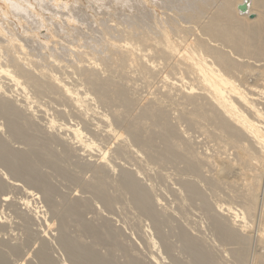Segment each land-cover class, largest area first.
Segmentation results:
<instances>
[{"label": "bare ground", "instance_id": "bare-ground-1", "mask_svg": "<svg viewBox=\"0 0 264 264\" xmlns=\"http://www.w3.org/2000/svg\"><path fill=\"white\" fill-rule=\"evenodd\" d=\"M126 1L129 3L130 0ZM185 1H187L188 3L190 0ZM185 1L182 0L181 3ZM196 1L195 3H188L190 6L192 3V8L188 6L189 10H186L184 6L181 8L182 10H185H183L185 13L183 12V15L182 12L181 14L178 13V16L182 15L181 17L179 16L180 21L177 18L179 22H175V14H170L167 11L169 15H174L172 17H168V14L165 12V10L161 11L162 13H166V16H158L157 13H155L154 15H150L151 17L149 16V18L145 16V18L147 17V19H140L141 21L136 19L133 14L132 16H128L129 14L124 15V13L123 21H116L107 18L108 20L106 19L104 21L97 19L98 21L95 22L96 18L94 19L92 17L94 25L102 21L101 24H97V26H101L99 29L100 31L97 34L98 36L96 35V33H92L94 36H92V34L89 36L87 34V31V33L85 32V35L87 34V37L89 36V38H87L88 40H84V32L82 31V40L80 39L82 35H80L81 31L79 30V37H76V39L74 35L75 39H71L72 43L69 42L71 41L69 40L71 37V34L69 32L73 29L69 31L70 28H67L66 30L64 27L62 28L63 24L61 27L58 26V28H60L58 31L50 26L34 34H28V27H26V30L23 31L24 34L21 36L22 39H38L40 43V52H34L28 50L27 47L20 40H18V37H16V34L14 32V28L11 27V25H13V22L16 21V23H24V20H26L29 23L36 22L37 24L41 25V23L44 24V22L37 19L34 14H38L37 16L39 18H45L44 14L49 13H56L57 15V13L62 12L65 15L64 11H53L50 8L62 4L63 7L66 8V10H71L76 6L78 7V3L67 4L66 2H62L61 0H0V120H2V122L0 121V206H4L3 209L6 206L7 209L10 208L12 211L14 210L13 212H9V214L15 213L13 214L14 216L16 215L14 220H16V218H20L22 222L19 223H24L22 224L24 227L27 226L26 224L29 221H32L31 223H33V220L37 219L34 220L35 223H37L36 221H38V218L40 220V217L37 216V214L40 215L38 208H42L40 211H44L50 216V218L47 219L46 214L44 215L46 216V220L43 221L46 231H52L51 228L53 227V225H56L54 224V222L57 223L56 230L53 229L54 233L57 232V235L55 234V236L57 237H51L53 235L52 233L48 231L46 232L45 230L43 231V229L39 228L40 231L42 230L40 234L37 233L39 235V238L36 234V239L38 238L39 245L37 248L35 247L37 245L34 246V248L37 249H35V253L31 249L32 253H34L33 258H35L38 263H36L35 259H32V262L35 261L36 264H64L62 262L59 263L55 257L54 259H52L54 255H50L51 252L48 250L47 242L48 240L50 241L51 239H54L52 240V242L56 240L55 242L59 247H56L55 249V242L53 243L54 245L52 244V246L49 244L48 245L51 246V248L54 247V250L60 249L61 251H59L61 252V254L64 253V257H66V259L68 260L67 262H69L70 264H143L144 261L140 260L143 263L139 261V254L136 255L139 259L135 256V254V257H132L133 255L131 256L129 254H133L135 252L131 251V253L128 254V252H130V247L129 249H126L127 246H123V244L125 243L123 242L122 244L120 236V234L122 235L123 233H118V228H116L120 225L116 226V229L114 228L116 231L113 230L112 224L115 223L111 222V218L113 216L115 218L117 214L113 215V213L116 212H113L112 207H114V202L116 200V202H119L118 199L121 200L120 198L123 199L125 196L122 197L123 195H120L121 197L117 199V196L114 197L110 195L109 189H111L112 191L110 192H113L114 194L120 191L121 193L119 194L124 193L128 197H130L128 198L126 196L128 202L131 200V203L129 202V207H131V205L133 204V210L132 207L130 209L132 211H138L136 215L138 216V218L142 214L145 219H148V221L146 220L148 223L151 222L150 224L152 225V230H150L149 233H151L152 231L153 232L151 233V236H148L152 237V234L154 233L156 236L155 239L159 241L163 251L158 254L160 250L158 248H160V245L157 246V244L155 243L158 241H154V239L152 240L153 237L149 238L146 233L145 235L148 239H145V235L144 237L142 235L144 239L141 238L140 242L146 240L145 245H148L147 248L151 249L150 247L153 248L155 244L158 247H154L156 250H158L157 253L155 249H151L153 252L155 250V253L150 250L152 253L150 252L149 255L146 254L147 256H149L148 264H160V256H166V254L167 256L169 254L171 255L169 256L170 261H179L180 258L178 257V259H176V255L174 257L172 256V254H176L180 246H178L179 248L177 247L178 249L176 250V246H174L172 243H168L171 242L169 239V241L166 240L165 236L168 234H166L167 231H164L163 226L166 222V219L164 217H161L164 216L165 213L162 211V209L159 210L160 208H162V203L167 197L164 192H162V194L164 193V196H162L161 191H165L167 189V192L172 193V189L173 192L176 191L174 190V185H167L168 187L170 186V188L173 187L172 189H170V191L168 190V188L163 190L160 188L158 191L159 195L161 194L160 198L158 195L156 198L155 192L153 193V191H156L157 189L155 190L154 188L150 190V192H152L150 193L147 189H145V187H147L146 181L145 187L141 186L144 184V182L141 181V185L139 184V182L141 178L144 179L146 177L144 176L143 170L147 167L146 164L149 167V164L151 163V167L153 164L155 165V163H158V168L156 169L160 168L161 170H163V168L165 169L164 164L167 166L171 164V168V166L173 167L174 164L180 163L181 165L183 164V167L179 166V164L178 166L180 168L175 166V169L183 168L181 169L182 171L179 170L181 171L180 173H183L178 183L182 189H177L176 192H178V195H176V192L172 193L176 195V200H180L176 201L175 196H172V198L174 197V202H176L174 204H177V202L179 205L181 204L179 203L182 199L180 195L182 191L180 190H183L184 195L182 193L181 194L183 195L184 199L185 197L187 198V201H199L200 205H202L203 207V211L201 212H205L206 216L209 218V221L207 220V222H211L212 224V228L216 236V240L215 238L214 240L216 242H218L219 240L221 242V246L223 245V247L226 245H233L231 246V248L235 246L233 249L229 247L232 251H228L227 247H218L219 243L215 244L216 242H214L213 247L209 248L210 245L212 246V241H209V243L207 244H210L209 246H207V248H209L210 250L209 251L206 249V247H203L202 243L203 241L207 242L209 239H203V241H199V237L198 239L192 237L191 235H194V229L191 235L188 233L187 229V231H184L177 228L178 231L174 233L173 230L176 229L175 225L174 229L172 230L173 234L170 233V236L172 234L175 240L176 238L180 240V244H182L181 248H183V250L180 248L179 251L182 250L183 253L187 252L186 254L184 253V255L186 256L189 254V258L186 257L188 260H191H189V264L190 262L191 264H220L224 259L222 257L227 258V260L224 259V262H222V264H226L229 258L232 259V257L233 259L231 261L234 260L236 264H264V0H202L201 2H199V0L198 3ZM166 2L167 1H165V3ZM169 2L171 4L173 0H169ZM178 2H180V0H178ZM35 3H37L38 6H35ZM174 4H176L175 0ZM183 4H185V7L187 6L186 2ZM212 4L216 7L212 8ZM242 4H247V10L245 13H242L237 9V7ZM87 5L85 6V8H88ZM95 5H97V3ZM180 6H182V4ZM209 6L211 7V10L209 9ZM37 7H43L49 10L38 12ZM170 7L174 8H171V13L174 12V10L176 11V13L178 12L174 6L170 5ZM103 8H105V6H103ZM165 8L167 9V7ZM169 9L170 8L168 7L167 10ZM29 10L34 11V13H30ZM111 10L112 8L108 9V11ZM250 15H253L252 19L249 18ZM67 16L68 15H66V17ZM9 17L13 20L5 22L4 19H8ZM57 18H59V16H57ZM72 18L74 17L72 16ZM181 18L189 23H186V25H190L193 28V25L196 24L199 27V29H197L198 27L195 25L196 29L194 28L193 30L190 28L192 31H194V38L191 34V30V33H189L190 31H188L189 34H186L187 26L186 29L185 27H183L185 25L184 23H181ZM66 21L69 20H65V24H67ZM55 22L59 23L61 21L57 20ZM72 22H74V20H72ZM180 23L181 25L183 24V26H181ZM80 27H83V25ZM87 27L89 26L87 25ZM63 29H65L64 33ZM196 30H200V33L199 31L195 32ZM94 32L96 31L94 30ZM196 33V36H198V34H202L203 37L206 36V38L208 39L202 38V36H200L195 40ZM182 34H185L186 36H190L191 34L192 38H186V36ZM189 38L194 40H189ZM66 62L67 64H65ZM160 64H162L163 67ZM159 66H161L162 68H164V66L165 68H169L170 76L168 75L169 73H167L166 76L164 74L162 77L160 75V70L162 68ZM132 75L136 76L138 80H140L139 82H141L142 80L141 84L139 83L140 86H142V83L148 85V83L150 82L149 86H147L148 89L150 88V84L158 83L157 80H159L160 83L162 82L160 86L162 87V90L160 89L161 92L157 89L159 87L158 86L156 88L157 90H155L157 93L154 94L153 92V95L157 96L148 97L151 98V100L148 99L149 102H147L146 98V101L144 102H147V104L143 103V106L139 105L140 108L136 110V113H134L135 109L139 107L138 104L140 103V101L138 103V100L142 101V97L140 96L141 99L136 96L132 97L137 93H135V91L137 90L134 91L133 86H135L138 91L139 89H141L138 88V83V86L134 85L138 80H136L135 82L131 80V78L134 77ZM250 78L258 81H251L252 83L255 82L257 84L248 83V79ZM155 80L157 82H154ZM132 82H134L133 84H131L133 85V88L131 87L133 90H130L129 83ZM259 82L261 84L258 85ZM132 93L134 95H132ZM158 93H160V95ZM138 94L136 95L138 96ZM45 99L50 100L46 101ZM52 100L55 102V106L57 105L56 109L58 111L61 109L60 111L62 112L60 113L56 109L55 110L57 112H55V110L52 109L55 107L53 106L52 108H50L53 110H51L53 114H51L52 119H50L51 116H46V112L50 110L47 109V107H50V105H54V102H52ZM44 101L46 102V104L50 105L46 107L44 103L42 104V102ZM49 101L51 102L49 103ZM57 103L60 104V107ZM167 103L170 104V106ZM173 103L177 104L175 108L178 109V113L175 111L176 109L174 108V105H172ZM93 104H96V106L100 107L99 109H102V111H98V107L96 108V106H94ZM171 105L174 108V111ZM178 105L180 109L178 108ZM261 105L263 106L262 108L260 107ZM44 106L46 107L47 111L45 110ZM165 106H167V108H170L165 109ZM61 107H67L69 113L67 112V109L65 111L64 109L62 110ZM103 109L104 111H107V115L106 112L105 114L103 113ZM171 109L175 113V115H177L176 117H174L173 121H170L172 117L170 118V120H168L167 115V113H169V110ZM166 110H168V112ZM37 112L39 113L38 115L40 116V118H42L40 122L44 119L43 116L45 115V113V118H49L45 123V127H41L40 122H37L39 126H36V123H34L33 119L35 120L36 117L38 118ZM66 112L68 114H71V118L66 117ZM58 113H66L64 122L62 121L61 123L60 120H64V116H61L62 119L58 117L60 119L57 120L60 123H56V118L54 119V117L58 115ZM72 114L76 118V120H78L76 122H78L81 126H79V124L71 125L69 124L70 121L67 122V119H72ZM68 117H70V115H68ZM177 117L178 119H176ZM73 120L75 119L73 118L71 122ZM177 120L178 123L176 124L175 122H177ZM179 121L184 123L186 122L187 124H185L186 126H189L190 130L192 126V129H194V125H199V123L201 124L202 122L209 124L208 128L211 127L212 130L207 131L208 134H206V128H204L205 131L203 130V134H201H206V137L207 135L208 137L211 136V139H217V141L220 140L223 144H225L224 146H220V148L218 149L216 148L217 150H219L218 153L220 154H218L217 150L215 149L214 151L217 154L214 155L213 153L215 152L211 149H208L210 150V152L213 151L211 153L212 155L210 154L211 156L206 153L199 154V152H196L197 150L191 143L194 142L193 139H190L191 144H189L190 136L187 135L186 138L188 137V139H186L181 134V129V132H179V126H176L179 124ZM44 122L42 121L43 124ZM173 122L175 123V126ZM203 123L201 124V126L204 125ZM2 129H5L6 134H8V137H6L7 140L1 135ZM39 129L40 133L44 132L43 135L40 134L42 135L41 137L37 134ZM49 130H51L53 133L55 130H60V132L57 133L58 135L54 133L56 136L55 137L52 135L53 133L51 131L49 132ZM61 132L62 134H66V139H63L64 135H61ZM48 133H51V135ZM67 134L70 136V141L68 140L69 142L67 141ZM59 135L63 137H59ZM126 137L129 138L128 140L131 139L132 142H128L129 144L132 143V145L126 144ZM8 140L10 141L8 142ZM13 141L18 142L19 149H21V145H23L25 149L23 146V149H17V147H15V145L18 146L17 143L15 145H11ZM110 141H113L114 146L112 145V142L110 143ZM217 141L215 142L214 140L215 143H220V141ZM55 142H57L58 144H63H60L65 147V150L64 147H60L64 150L62 151L61 149L63 153L60 151H56V148H54L55 150H52V144L57 147V145H55ZM102 142L107 145L109 142L115 148L110 151L111 146H108L110 148L109 149ZM9 143L11 146L9 145ZM215 143L214 145H212L214 148L220 145ZM49 145H51V147ZM12 146H14V148H11ZM228 147L233 150L231 151V154L232 152H234L232 158L229 156L230 153H227L229 154L228 156L226 154V149H228ZM78 151L87 154L94 160L90 162L91 158H88V156L85 154H80V152L78 155L84 156V158L86 156L85 159L78 155H76V157H72L73 153L75 155L78 153ZM58 152L59 154H63V158L62 156L60 157L61 159L59 158L60 155L58 154ZM70 153L72 154V156ZM70 156V160L74 159V161L78 157H81V160L89 159V163L86 160L88 164L84 162V165H86L87 167L85 166L84 168H82L84 170L86 168L87 172H91V175L93 173V177L88 175L90 176V178H93L91 180L88 177L89 180H91L90 182H87V180L85 179V183L82 179V177H84L82 176V174L81 178H79V168V174L76 173V176L77 174L79 175L77 176L79 179H77L75 174L71 172V170L73 171V168H71L70 172L67 170V166H69V162H71L69 160ZM125 157L130 159L128 160ZM141 158L142 160L144 158L146 159H144L146 164L141 163ZM117 159H122L121 161L124 162L128 161L127 163L125 162V165L128 164L129 167L134 162L136 164H140V166H138L140 167V169L136 165L135 167L136 169L138 168L139 170H142L143 175L140 174L141 171L139 172L136 169H133L134 171L127 169L126 167L128 166H126L124 169L123 166L121 167V165H124V162H120V165V163L118 162L120 160ZM64 160L65 164L69 161L67 163L68 165L66 164L67 166H65L67 167V169L63 166ZM78 160L80 161V159ZM129 161H131L130 164ZM147 161L149 163H147ZM161 163H164L162 164V167L160 166ZM141 164L142 166L144 165L146 167H141ZM44 165L48 166V168L50 167V169H46L45 167V170H57L56 172H54L55 174L52 172L49 173L55 176H62L63 178L61 177V179L60 177H58L61 184L63 180L64 183L67 180L66 183L69 182V184L73 183L74 185L75 183L72 181L78 182V184H76L77 188H80L78 189L80 191L76 190V193L80 192L79 194H84L83 196L85 197V194L89 193L90 196L93 195L95 198V200L93 198L91 199H93L95 202H100H97L99 205L102 203L104 207H106V209L108 208L107 210L110 209L113 216L110 218L109 215L110 219L107 218V220H111L110 222L112 224L108 223L105 218L107 217L106 214H110V211L106 210L107 212L105 214V217L104 213H101L104 217L103 219H105L102 220L100 219L102 215L100 216L98 214L100 213V210L96 209L99 205H95L94 201L91 200L96 206V208H93L95 206L91 207V205L93 204H89L86 200L89 198L88 196V198H83L79 194L75 195V191H73L74 193L71 192L72 188L76 189V185L74 187L73 185L71 187V185L69 184H67V187H65L66 184L64 185L65 189L69 188L67 191H69L71 187L70 193H73L74 197L68 198V196L71 194H68L69 192L66 193V191H64L65 194H60L59 192H62V190L57 193V191L60 190L58 186L59 183L56 187V181L55 183H53L54 181L52 179H48L49 174L46 175V172H42L45 171L42 168ZM81 165H83V163ZM81 165L79 166L81 167ZM73 167L77 169V165L75 167L74 164ZM88 167H90L92 171L89 170ZM116 167L119 170L116 169ZM148 167L146 168L148 169V171L153 168V166L151 168ZM132 168L130 167V169ZM116 170H118L120 173H115ZM203 171H205V175L202 173ZM68 172L70 173V177ZM158 172L156 173L161 177L163 176L162 178H164L165 180V177L167 176L164 175L166 174H163L164 172ZM173 172L177 174V171L174 170ZM57 173L59 175H57ZM111 173L112 175L119 173V179L117 175H114L117 178H115L114 176L112 177ZM147 173H145V175ZM71 174L74 176H72L73 178L71 177ZM138 174H140L141 177L140 175L138 176ZM183 174L192 175L196 179H198V181H196V179L193 180L194 177H190L192 178V180H189V175H185V177ZM110 175L111 177H109ZM46 176H48V178ZM172 176L175 175H169L171 179L173 178ZM68 177L71 178L70 180H73L69 181ZM138 177H140V180ZM156 177H158L159 180L160 177L157 175ZM50 178L53 177L51 176ZM113 178L117 179L118 181H113ZM150 178L146 180L153 181L152 176ZM174 178H177V176H175ZM51 180L52 184L50 183ZM164 180L160 178V182H165ZM173 180L174 182L170 180L171 182H173V184L175 183V180H177L176 182H178V178ZM199 181L204 182L206 185L208 184L207 187H210L209 189L211 190L216 191V189L218 190V188H222L221 191H223L224 189L228 190H224L223 192H221L220 190L216 191V194H218L219 192L218 195L224 196V199L227 200V203L223 202L224 200L222 202H217L218 200L216 201L214 198L216 197V194L213 193L214 191H209V189L207 190L205 184L202 185V183ZM114 182L115 186L113 185ZM147 183H149V181ZM150 183L149 185L151 186L149 187L151 188L152 183ZM169 183L170 182H168L167 184ZM198 183L205 187L203 189L207 190L206 193H208V191L210 192V194L213 193L212 198L211 196L210 198H214L215 202L213 201V203H209L206 200L210 199L208 198L209 193H205V196H208L206 198L203 195L204 192L202 193V186L199 188L198 186H200V184L198 185ZM111 184L113 186H111ZM163 185L166 186V182ZM114 187L117 188H115L116 192H114ZM149 187L147 188L150 189ZM14 190L21 193L22 198H19L20 201L17 198L16 202H13L14 200H12V198H15L16 196H11L10 194L20 195V193L18 194V192L14 193ZM58 194H60L59 197L57 196ZM151 194H153L155 198ZM179 196L181 198L178 199ZM220 196H218L219 198L216 199H220ZM56 198L60 200H58L57 202ZM160 199L163 201L161 202ZM222 199L223 197L221 198V200ZM30 200H32V202L34 201V203L36 202L35 200H39L41 206L37 208H35L34 206V208L38 210L33 213H31V211L33 210H31L30 208L29 212L31 213V215L28 217L26 215L23 216V212L20 211V208H22L21 206H23L24 208H28L29 202H31ZM187 201H183L185 202L184 206L187 205V207L185 206L187 209H185V207H181V210H188L187 212L194 210L190 208L193 204L189 202L191 205H188L189 203ZM235 201L236 203H231ZM165 202H167L166 199L164 203ZM174 204L173 206L177 207L178 204ZM166 205H168L169 208V204L166 203ZM195 205L196 207L198 206L197 203H195ZM101 206H99L98 208H100ZM163 206L165 207V205ZM90 207L92 208V211L95 209L98 211V213L97 211H93V213L95 212L97 215H99V218L94 216L95 218H97L94 219V221L100 219V222L101 220L106 222H103L99 225H96L98 221L95 223L92 220L94 225L91 221V223L88 222L89 217L87 218V220L85 216H87L88 211H90V209H88ZM104 207L101 209L105 211ZM168 208L167 211L166 208L163 209L165 210V212H168ZM177 208L173 210L177 211ZM198 208L197 210H199ZM23 211L26 212V209H23ZM85 211H87V213L84 216ZM139 211L141 214H139ZM160 211L164 214L160 215L162 214ZM185 211H180L179 214H181L182 212L183 214H186ZM168 213L170 216L174 215L173 213ZM190 213L191 212H189V214H186L187 217L188 215L191 216ZM2 214H4V212H0V234L4 233L5 235H8L9 238L10 232H13L11 230H15L17 226H15V223L18 222H14L15 228L11 227L13 225L11 223V219L9 221V219L5 218L6 215L5 217H3L4 215ZM179 214L177 213V215ZM201 214L203 215V213H200V215ZM180 216V218H187L184 215ZM196 216L194 215V217ZM173 217H176V215H174ZM178 218L179 217L177 216L172 220L170 217V220L174 221V219H177L178 221ZM41 219L43 220V217H41ZM138 220V223H140V220L143 221V219ZM201 221L203 222V220ZM30 222L27 226L28 228H33L35 225L40 226L38 223L41 224V222H38L34 226H29ZM175 222L171 223V226H173ZM184 222L181 221V223ZM186 222L183 226L187 227V225L189 224H187ZM207 222L205 224H209ZM107 223L108 225L110 224L109 227ZM132 224L134 225V222ZM249 224H251L253 228H251L250 231H247V229L250 228ZM70 225L73 227L76 235L72 230H70L72 231L71 233L68 232V230L71 229L69 228L71 227ZM189 226L191 228V225ZM19 227L21 228V225H19ZM24 227L23 229H27ZM35 228H33L32 231L30 229L31 233L34 232ZM149 228L147 229V231L149 230ZM27 230L23 232L17 229V231L23 232V234ZM119 230H121V226ZM142 230L137 232H142L141 234H144V231L146 229L143 231ZM30 231L28 233L30 234V236L34 237L35 235H32ZM76 231L78 232V236ZM196 231L197 230H195V232ZM198 231L199 233H197L198 235L196 234L197 236H199V234L201 233L199 228ZM202 231L204 232V230ZM15 232L16 231H14L13 235L16 234ZM163 232L165 233V235ZM48 233L51 239L47 240V238H50L49 236L47 237ZM23 234L22 236L25 235L26 237L27 234ZM135 234L137 236V239L139 235L141 236V234ZM211 234L212 237H215L213 236V233ZM176 235L178 237H176ZM83 236H88V238L86 237V239H84ZM13 237H10V241L13 239ZM18 237L19 235L17 237H14L13 241L18 240ZM27 237V240L24 239V243H22L23 240L21 241V243L19 241L20 244H15L16 242L13 243V241L9 244V241L4 242L3 240H0V264H9V257H16L19 261L18 258L21 256L23 251H25L23 248L25 246H28L30 243H32L30 244L31 246L35 244V241H33L36 240L35 237L32 240L33 242L29 240L30 237L28 235ZM87 239H90L91 242H89L90 240L88 241ZM124 239V241H126V237ZM84 240L89 242V244ZM138 240H140V238ZM119 241L121 242V244H119ZM100 244L101 247L102 245H104L103 248H108V254H103L102 251H99L98 245ZM136 244L138 243L136 242ZM174 244H177V242ZM214 245H217L218 248H223L224 250L226 249L228 252L224 251L223 249L220 250L227 253V255L221 251V253L226 255L221 256L222 254H219L220 251L217 252V248ZM171 246L175 248L174 250L176 251V253H174V250ZM144 247L145 246H143V248ZM26 248L28 249V252L30 246ZM96 248L98 250H96ZM103 248H100V250H103ZM118 248L121 249L119 250V254L120 251L123 252L122 255L120 254V257L124 258L125 256V262L121 261L124 260L123 258L120 260L121 263H118L119 259L118 262H114L115 258L112 259V253L114 252V250H116L115 254L117 255ZM213 248L216 249L217 257H215L216 253L214 252L215 249L212 250ZM211 250L213 251L214 255L212 254ZM98 251L101 252L102 255ZM163 252H165L166 254ZM229 252H231L232 254H229L231 257H228ZM29 253L27 254L29 255ZM32 253H30V256ZM53 254H55V251ZM119 254L117 255V257H119ZM25 255L26 254H24V256ZM24 256L22 255L21 258H23ZM165 256H162L161 258L163 259L165 258ZM215 258H221L222 260H218L220 262L219 263ZM162 259L161 261H163ZM167 259H165L164 262ZM14 260L16 262L15 258L13 259V261ZM143 260L146 261V259ZM188 260L187 262L186 260L184 262L188 263ZM172 262L173 261H171V263ZM180 262L182 263L183 261L180 260L179 263ZM167 263L170 264L168 260ZM167 263L165 262L164 264ZM233 263L234 262H232V264Z\"/></svg>", "mask_w": 264, "mask_h": 264}, {"label": "rangeland", "instance_id": "rangeland-1", "mask_svg": "<svg viewBox=\"0 0 264 264\" xmlns=\"http://www.w3.org/2000/svg\"><path fill=\"white\" fill-rule=\"evenodd\" d=\"M61 1H62V2H66L67 4H69V3H78V4H77L78 7L76 6L74 9L72 8L71 10H70V9H67V10H66V8L63 7V5L61 4V5H58V6H56V7H51V8H50V9L53 10V11H64L65 15H64L62 12H61V13H57V15H56V13H49L50 15H49V14H44V15H45V18H39V17L37 16L38 14H34L35 17H37V19L42 20V21L44 22V24L41 23V25L37 24L36 22H34V23H29V22H27L26 20H24V23H16V21L13 22V25H11V27L14 28V32H15V34H16V37H18V40H20V41H21V42L27 47L28 50H30V51H34V52H40L41 47H40V43H39V40H38V39H35V40H29V38H24V39H22L21 36L24 34L23 31L26 30V27H28V30H27L28 34H34V33H38L40 30L42 31L43 29H46V27H50V26H52L55 30L58 31V30L60 29V28H58V26L61 27L62 24H63L62 28L64 27L66 30H67V28H70L69 31L72 30V29L74 30V32H73V30L70 31V32L68 31V32L71 34V37H70L69 40H71V39H75L76 37H79V34H80L79 30L81 31V34H80V35H82V37H80V39L83 38V34H82V31H83V32H84V40H86L87 38H89V36H90L92 33H96V35H97L98 32L100 31L99 29H100L101 26L98 25V26H99V27H98L97 24H98V23L101 24L102 21H100V22H98L97 24L94 25V21H92V17H93L94 19L96 18V19H95V22L98 21L97 19H99V20H104V21H105L107 18H108V19H111V20H116V21H123V17H124V15H128V14H129L128 16H132V14H133V15L135 16L136 19H138L139 21H141L143 18H144V19H147V17L149 18L150 15H154L155 13H157L158 16H162V15H163V16H166L165 14H166L167 11H168L170 14H175V16H176V17H174L175 20H176L175 22H179V21H180V19H179V16H180V15L178 16V13L181 14V12H182V15L185 13V12H184L185 10L183 9V10H184V11H183L181 8L184 6V8H185L186 10H189V9H188V6L192 8V3H195L196 0H195V1H192V0L189 1V0H188V1H189L188 3L192 2V3H191V6L187 3V1L183 0V1H185L186 4H187L186 7H185V4H183V3H185V2H182V3H181L182 0H180V2H178V0H175L176 4H174V0H173V2H172L171 4H170L169 0H130L129 3H128L126 0H118V1H115V0H100V1H98V0H80V3H79V0H61ZM89 1H90V2H89ZM97 1H98V2H97ZM165 1H167L168 4H167V2L165 3ZM198 1H199V0H197L196 2L198 3ZM201 1H202V0H200L199 2H201ZM95 2L97 3V5H95V4H96ZM119 2H120V3H119ZM121 2H122V3H121ZM123 2H124V3H123ZM94 3H95V4H94ZM98 3H99V4H98ZM106 3H107V5H106ZM112 3H115L116 5H115V4H112ZM162 3H165V4H162ZM177 3H179V4H177ZM87 4H88V5H87ZM93 4H94V5H93ZM110 4H111V5H110ZM181 4H182V6H180ZM74 5H75V4H74ZM82 5H83V6H82ZM86 5H87L88 8H85ZM162 5H163V7H162ZM168 5H169V6H168ZM170 5H171V6H174L175 9H176L178 12L176 13V11L174 10L175 13H174V12L171 13L170 10H171L172 7H170ZM212 5H213V4H212ZM35 6H38V4L35 3ZM103 6H105V8H103ZM108 6H109V8H108ZM111 6H112V7H111ZM179 6H180V7H179ZM92 7H93V8H92ZM98 7H99V8H98ZM101 7H102V8H101ZM165 7H167V9H168V7H169L170 9L167 10ZM215 7H216L215 5L212 6V8H215ZM90 8H91V9H90ZM111 8H112L113 11H112V10H111V11H108V9H111ZM163 8H164V9H163ZM210 8H211V7L209 6V9H210ZM89 9H90V10H89ZM106 9H107V10H106ZM172 9H174V8H172ZM178 9H179V10H178ZM47 10H49V9H47V8H43V7H37V11H38V12L47 11ZM85 10H87V11H85ZM161 10H162V11L165 10L166 13H162ZM180 10H182V11H180ZM210 10H211V9H210ZM67 11H70V12H67ZM75 11H76V12H75ZM160 11H161V12H160ZM190 11H191V9H190ZM29 12H30V13H32V12L34 13V11H32V10H29ZM120 12H121L122 14H121ZM183 12H184V13H183ZM70 13H71V15H72L74 18H72V16L70 15ZM76 13H77V14H76ZM94 13H95V14H94ZM123 13H124V15H123ZM161 13H162V14H161ZM86 14H87V15H86ZM130 14H131V15H130ZM167 14H168V13H167ZM66 15H68V16L66 17ZM91 15H92V16H91ZM182 15H181V16H182ZM57 16H59V18H57ZM134 16H133V17H134ZM145 16H147V17L145 18ZM172 16H174V15H169V14H168V17H172ZM177 16H178V17H177ZM181 16H180V17H181ZM70 17H71V18H70ZM150 17H151V16H150ZM177 18L179 19V21L177 20ZM3 19H4V18H3ZM21 19H23V18H21ZM81 19H82V20H81ZM94 19H93V20H94ZM108 19H107V20H108ZM140 19H141V20H140ZM182 19H183V18H181V23H184L185 26H183V24L181 25V23H180V25L183 26V27H185V29H186V26H187L186 34L191 33V31H192L191 29L194 30V28H195L197 25L194 24V25H193V28H192V26H190V25H186V23H187V24H189V23L186 22L184 19H183V22H182ZM0 20H1V18H0ZM11 20H13V19L10 18V17H9L8 19H4L5 22L11 21ZM57 20H60L61 22H59V23L57 22V23H56L55 21H57ZM62 20H63V23H62ZM65 20H69V21H66L67 24H65ZM72 20H74L75 23L72 22ZM90 21H91V22H90ZM104 21H103V22H104ZM184 21H185V22H184ZM86 22H87V23H86ZM85 23H86V24H85ZM89 23H90V24H89ZM103 24H105V23H103ZM177 24H179V23H177ZM68 25H69V26H68ZM76 25H77V26H76ZM82 25H83V27H80V26H82ZM87 25H88L89 27H87ZM90 25H91V26H90ZM139 25H140V24H139ZM142 25H143V24H142ZM195 25H196V26H195ZM71 26H72V28H71ZM97 27H98V28H97ZM188 27H189V28H188ZM197 27H198V26H197ZM81 28H82V30H81ZM90 28H91V30H90ZM143 28H144V27H143ZM190 28H191V29H190ZM65 29H63V33H64V30H65ZM77 29H78V32H77ZM183 29H184V28H183ZM188 29H189V30H188ZM195 29H196V28H195ZM197 29H199V27H198ZM85 30H86V31H85ZM94 30H95L96 32H94ZM190 30H191V31H190ZM30 31H31V33H30ZM87 31H88V33H87ZM184 31H185V30H184ZM188 31H190V32L188 33ZM198 31H199V33H200V30H198ZM198 31L196 30L195 32H198ZM85 32L89 35L88 37H87V34L85 35ZM76 33H77V34H76ZM191 34L193 35V38H194V31H192ZM191 34H190V36H189V35L186 36L185 34H182V35H185L186 38H188V37H191V38H192ZM74 35H75V38H74ZM77 35H78V36H77ZM96 35H95V36H96ZM182 35H181V36H182ZM196 35H197V33L195 34V40H196V38H199L200 36H202V34H200V35L198 34V36H196ZM92 36H94V35L92 34ZM97 36H98V35H97ZM97 36H96V37H97ZM202 38L208 39V38H206V36H204V37L202 36ZM76 39H77V38H76ZM82 40H83V39H82ZM87 40H88V39H87ZM189 40H192V41H193L194 39H190V38H189ZM69 42L72 43V40L69 41ZM225 49H226V48H225ZM37 54H39V53H37ZM65 61H66V60H65ZM65 64H67V62H66ZM160 65L162 66V64H160ZM161 66H159V67H161ZM162 67H163V66H162ZM162 67H161V68H162ZM161 68H160V69H161ZM164 68H165V66H164ZM164 68H162L163 70H162V69L160 70V75H161L162 77H163L164 74H165V76H166V74L170 72V69H169V68H167V67H166L165 69H164ZM164 71H165L166 73H165ZM168 75L170 76V73H169ZM132 76H134V75H132ZM165 76H164V77H165ZM134 77H136V76H134ZM134 77L131 78V80H133V81L135 82L136 80H138V78L136 77V78H137V79H136V78H134ZM248 80H249L248 83H251V84H254L255 82H258V81H256L255 79H252V78H250V79H248ZM254 80H255V82L252 83L251 81H254ZM68 81H69V80H68ZM139 81H140V80L136 81L134 85H137V83H138V85L140 86L142 80H141V82H139ZM157 81H158L159 85H158V83H156V84H154V83H153V84H150V88H149V89L147 88V86H149V83H150V82L148 83V85H147V84L145 85V83H144V84L142 83V86H143L144 88H143L142 86L139 87V86L137 85L138 88H141V89H139V91H138V89H137L135 86L131 85V84H133L134 82L129 83V84H130V85H129L130 90H133V89H134V91L137 90V91H135V93L137 92L136 94L139 93L138 96H137L136 94L134 95L133 93H132V95H134V96H132L131 94H130V95H131L132 97H135V96L138 97V98H140V96L142 97V101H143V102H142L141 100H138V98H137L138 103H139V101H140V103H141V104L139 103L138 106H139V105H140V106H143V103H144V104H147V102H149L148 99L151 100V98H148V97L154 96V95H153V92H154V94H156L157 92H156L155 90H157V89L160 90V89L162 88V87H160L162 82L160 83L159 80H157ZM157 81L155 80L154 82H157ZM70 82H71V79H70ZM130 82H131V81H130ZM139 83H140V84H139ZM151 83H152V81H151ZM255 84H257V83H255ZM259 84H261V83L259 82L258 85H259ZM151 85H152V86H151ZM132 86H133L134 88H133ZM158 86H159V87H158ZM131 87H132L133 89H132ZM157 87H158V88H157ZM142 88H143V89H142ZM156 88H157V89H156ZM145 89H146V90H145ZM161 90H162V89H161ZM161 90H160V92H161ZM134 91H133V92H134ZM140 91H141V92H140ZM130 92H132V91H130ZM149 93H150L151 95H150ZM16 94H18V93H16ZM158 94L160 95V93H158ZM156 96H157V95H156ZM156 96H154V97H156ZM143 97H144V98H143ZM154 97H152V98H154ZM146 98H147V102H144V101H146ZM140 99H141V98H140ZM45 100L47 101V100H50V99H45ZM50 102H51V101H49V103H50ZM52 102H54V101L52 100ZM43 103H44V105H45L46 107L50 105V104H46L45 101L42 102V104H43ZM53 104H54V105H52V106L50 105V107H47V109H50V108H52L53 106H55V102H54ZM57 104H58V103H57ZM167 104H168V103H167ZM167 104H166V105H167ZM59 105H60V104H58V106H59ZM93 105H94V104H93ZM168 105L170 106V104H168ZM172 105H174V108H175L177 104H174V103H173ZM172 105H171V107H172ZM45 106H44V108H45V110H46V107H45ZM94 106H96V104H95ZM140 106L137 107V108L135 109V112H134V113L137 112L136 110L139 109ZM56 107H57V105H56L54 108H52V109L55 110ZM59 107H60V106H59ZM62 107H63V106H62ZM62 107H61V108H62ZM97 107H98V106H96V108H97ZM165 107H166L165 109H169V108H170V107L167 108V106H165ZM260 107L262 108L263 106L261 105ZM260 107H259V108H260ZM99 108H100V107H98L97 109H98V111L100 110V112H101L102 109H99ZM174 108L172 107L173 111H174ZM178 108H179V105H178ZM52 109L48 110V111H50V112H48L47 110H46L47 112L45 111V112L47 113V115H46V113H45L46 116H49V117L51 116L50 119H52V115H51V114H53V112H52L53 110H52ZM63 109H64L65 111H66V109H67V112L69 113V110H68L67 107L62 108V110H63ZM172 109L169 110V113H167V115H168V120H170V118L172 117L170 121H173V120H174V117L177 116V115H175V113L172 111ZM175 109H176L175 111L177 112L178 109H177V108H175ZM179 109H180V108H179ZM51 110H52V111H51ZM56 110H57V109H56ZM56 110H55V112L58 111V110H57V111H56ZM60 110H61V109H60ZM60 110H59L58 112L61 113L62 111H60ZM166 111L168 112V110H166ZM171 111H172L173 113H172ZM67 112H66V113H67ZM105 112H106V115H107V111H104V109H103V113H104V114H105ZM170 112H171V113H170ZM49 113H50V115H49ZM66 113H65V114H66ZM68 113H67V116H66L65 114H59V113H58V115H60V116L56 115L57 117H56V116L54 117V119L56 118V119H55L56 123L59 122V121H57V120H59V119L61 118V116H62V117L64 116V117H63L64 120H60L61 123H62V121H63V122L65 121V118H66V117H67V118H71V114H68ZM177 113H178V112H177ZM34 114H36V113H34ZM38 114H39V113L37 112V116H38V118L36 117L35 120L38 119L39 121H38V120L35 121V120L33 119L34 123H36V126H39V124H38L37 122H40V120L42 119V118H40V116H39ZM55 114H56V113H55ZM169 114H170V115H169ZM173 114H174L175 116H174ZM45 115H44L43 117H44V119H45L46 121H45L44 119L42 120L43 122L45 121L44 124L42 123V121L40 122V126H41V127H42V126L45 127V123H46L47 120L49 119L48 117L45 118ZM68 115H70V117H68ZM35 116H36V115H35ZM65 116H66V117H65ZM72 116H73V114H72ZM169 116H170V117H169ZM41 117H42V116H41ZM58 117H60V118H58ZM178 117H179V114H178ZM178 117H177L176 119H178ZM39 118H40V119H39ZM73 118L75 119V120H73V121H75V122L78 121V120H76V118H75L74 116L72 117V119H73ZM61 119H62V118H61ZM72 119H67L68 121H67V120H66V121H67V122L70 121L69 124H71V125L79 124L78 122H76V123L73 122V121L71 122ZM0 121L2 122V120H0ZM170 121H169V122H170ZM175 121H176V120H175ZM175 121H174V122H175ZM181 121H182V120H181ZM67 122H66V123H67ZM174 122H173V124H174V126H175V123L177 124V123H178V120H177V122H175V123H174ZM59 123H60V122H59ZM73 123H74V124H73ZM180 123H181V124H180ZM185 123H186V122H185ZM185 123L179 121V124L176 125V126H177V127L179 126L178 130H180V129L182 130V132H181V130H180L179 132H181V134L183 135L184 138H186L187 135L190 136V138H189V144L192 143L193 147L197 150L196 152H199V154H200V153H201V154H202V153H206V154H209V155H210V154L214 151V149L217 150L218 148H220V146H224V145H225V144H223L220 140H219L220 143H215V142L217 141V139H214V140H215V142H214V140L211 139V138H212L211 136L208 137V135H207V137H206V134H208L207 131H211V130H212L211 127L208 128L209 124H207V123H203V122H202V123L204 124V125H202L203 127L201 126L202 123H201V124L199 123V125H196V126L194 125V127H195L194 129H192V128H193V126H192V128H191V130H190L189 126H188V125H187L188 127L186 126L187 123H186V124H185ZM37 124H38V125H37ZM41 124H43V125H41ZM63 124H64V123H63ZM171 124H172V122H171ZM205 124H207V125H205ZM65 125H66V124H65ZM57 126H58V125H57ZM68 126H70V125H68ZM79 126H81V125L79 124ZM197 126H199V127H197ZM204 126H206V127H204ZM41 127H38V128H41ZM196 127H197V128H196ZM201 127H202V129H201ZM186 128H187V129H186ZM204 128H206V134L204 133L205 135H202V134H203V130L205 131ZM42 129H43V128H42ZM188 129H189V131H188ZM208 129H210V130H208ZM2 131H3V132H2ZM2 131H1V135H2V137L6 139V137H8V134H6V130H5V129H2ZM39 131H40V129L38 130L37 134L41 137V136L43 135L44 132L41 131V132H43V133H40ZM50 131H51V130H49V132H50ZM56 131H57V132H56ZM51 132H52V131H51ZM58 132H60V130H55V131H54V133H56V134H57ZM52 133H53V132H52ZM54 133L52 134L53 136H55ZM188 133H189V134H188ZM201 133H202V134H201ZM5 134H6V135H5ZM40 134H42V135H40ZM48 134L51 135V133H48ZM60 134H61V135H64V137L61 136V135H59V137L61 136V137H63V139L66 137V136H65V135H66L65 133L62 134V132H61ZM190 134H191L192 136H191ZM44 135H45V134H44ZM57 135H58V134H57ZM67 135H68V134H67ZM68 136H69V135H68ZM68 136H67V138H68L67 141H68V140L70 141V136H69V137H68ZM55 137H56V136H55ZM57 137H58V136H57ZM193 137H194V138H193ZM65 139H66V138H65ZM128 139H129V138L126 137V140H125V142H127L126 144H129V142L131 141V139H130V140H128ZM186 139H188V137H187ZM190 139H191V140L193 139L194 142H191ZM6 140H7V139H6ZM9 141H10V140H8V142H9ZM69 141H68V142H69ZM128 141H129V142H128ZM187 141H188V140H187ZM219 141H217V142H219ZM11 142H12V141H11ZM14 142H15V143H14ZM106 142H107V141H106ZM111 142H112V145H113V144H114L113 141H110V143H111ZM131 142H132V141H131ZM190 142H191V143H190ZM13 143H14V144H13ZM13 143H12L11 145H15L16 143H17V145H18V142H16V141H13ZM56 143H57V142H55V145H57V147L54 146V144H52V148H53L52 150H55L54 148H56V151H60V152H62V151L65 150V147L62 146V145H63L62 143H60V144H62V145H60V144H58V143L56 144ZM102 143H104V142H102ZM110 143L108 142V145L104 143V145H105L107 148H109V147L111 146V149L109 148L110 151H111V150H113L115 147H113L114 145L112 146ZM193 143L195 144V146H194ZM196 143H197V144H196ZM214 143H215V144H220V145H219V146L217 145L218 147H215V148H214V147L212 146V145H214ZM221 144H223V145H221ZM9 145H10V143H9ZM11 145H10V146H11ZM20 145H21V144H20ZM59 145H60V146H59ZM109 145H110V146H109ZM129 145H132V143L129 144ZM22 146H23V145H21V149H23ZM49 146L51 147V145H49ZM108 146H109V147H108ZM199 146H200V147H199ZM15 147H17V149H19V148H18L19 145H18V146L15 145ZM23 147H24V146H23ZM60 147H64V150H63L62 148H60ZM193 147H192V148H193ZM212 147H213V149H212ZM11 148H14V146H12ZM216 148H217V149H216ZM15 149H16V148H15ZM21 149H19V150H21ZM24 149H25V147H24ZM49 149H50V148H49ZM61 149H62V151H61ZM66 149H67V148H66ZM195 149H194V150H195ZM208 149H211V150H213V151L210 152V150H208ZM225 149H226V148H225ZM228 149H229V150H228ZM228 149H226V154H227V153H230V155L227 154V156L229 155V156L232 158L233 155H234V154H233L234 152H232V154H231V151H233V150L230 149V147H228ZM50 150H51V149H50ZM52 150H51V151H52ZM202 150H203V152H202ZM227 150H228V151H227ZM229 151H230V152H229ZM53 152H54V151H53ZM79 152H80V154H82V155L85 154V153H81V151H78V153L75 154V155H74V153H73V156H72L71 153H70V154H71L72 157H74V156L76 157V155H78ZM214 152H215V151H214ZM218 152H219V150H217V153H218ZM55 153H56V152H55ZM62 153H63V152H62ZM217 153L215 152V153H213V155H214V154H217ZM58 154H59V152H58ZM218 154H220V153H218ZM55 155H56V154H55ZM59 155H60V156H59V158H60L63 154H59ZM85 155H87V154H85ZM209 155H208V156H209ZM211 155H212V154H211ZM211 155H210V156H211ZM57 156H58V155H57ZM71 156L69 157V160L71 159ZM78 156H81V155H78ZM87 156H88V155H87ZM223 156H224V155H223ZM81 157L84 158V156H81ZM81 157H80V158H79V157L76 158L77 160L75 159V161H74V159H73V160H70L71 162H69L68 160H66V161L69 162V166H67V165H68V164H67L68 162H66V164H67V165H66V164H65V160H64V162L62 161L63 164H64L63 166H64V167L67 166L68 169H67V167H65V168H66L69 172H70L71 168H73V171L71 170V172H73V173L75 174V176H76V173L79 174V171H80V174H79L80 177H79V178H81V174H82V176H84V177H82L83 181H84L85 183H86V180H87V182H90V181L93 179V178H90V176L93 177V176H92L93 173H92V175H91V174H90L91 172H87V169H86V168H85L86 171L83 169V168L86 166V165H84V164H85L84 162H86V160L88 161L89 159L81 160ZM62 158H63V156H62ZM85 158H86V156H85ZM85 158H84V159H85ZM88 158H91V157L88 156ZM93 158H94V157H93ZM125 158H126V157H125ZM60 159H61V158H60ZM78 159H80V161H79ZM126 159L129 160L130 158H126ZM126 159H124V160H126ZM144 159H145V158H144ZM144 159L142 160V158H141V160H142L141 163L146 164V162L144 161ZM93 160H94V159L91 158V159H90V162L93 161ZM117 160H120V161H118L119 163H120V162H124V161H121L122 159H117ZM131 160H132V159H131ZM145 160H146V159H145ZM73 161H74V162H73ZM81 161H82L83 165H81V164H82ZM143 161H144L145 163H144ZM125 162H126V161H125ZM125 162L123 163L124 165H125ZM127 162H128V161H127ZM127 162H126V163H127ZM130 162H131V161H129V164H130ZM132 162H134V161H132ZM71 163H72V164H71ZM73 163L75 164V167H76V165H77V169H75V168L73 167V165H74ZM76 163H78V164L81 163V164H79V165H81V167H80L78 164H76ZM88 163H89V161H88ZM88 163L86 162V164H88ZM147 163H149V162L147 161ZM154 163H155V162H154ZM152 164H153V163H152ZM157 164H158V163H155V165L153 164V165H152L153 168H151L152 166L150 167L151 163L149 164V167L151 168V169L149 170L150 172L148 171V169H146V168L148 167L147 164H146L147 167L144 166V165L142 166V164H141V167H146V168H145L146 171H145V169H143V170H144V176H146L147 178H146V177H145L144 179L141 178V180H140V177H141L140 174L143 175V173H142L143 171H142V170H139L140 167H138V166H140V164H136V163L134 162V163L131 164V166H130L131 168H132V167H134V168L130 169V167H129L128 164H126V165L124 166V165H121V163H120L121 167L123 166L124 169H125V167L128 166L129 168H128V167H126V168L129 169V170H132V171H134L133 169H136V167H135V165H136V166L139 168V169L137 168L136 170L139 171V172L141 171V173L138 174V176L140 175V177H138L139 180H140L139 184L141 185V181H142V182H144V184L141 185V186L145 187V181H146V185H147V187H149V186H151V185H149V183L151 182V183H152V187H151V188L149 187L150 189H148L147 187H145V189H147L149 192H150V190H152V189H154V188H155V190L157 189L156 191H153V193L155 192V197H156V198H157V195H158L159 198H160V195L162 194V192H164L165 195L167 196V197L165 196V197H166L165 199H166V201H167V202H165V203H164L165 199H164V201H163V200H161V199H162V197H161L160 200H161V202L163 201L162 204L165 205V207L162 205V208H160L159 210L162 209V211L165 213V215H164V216H161V217H164V218L166 219V222H165L166 224L164 223L163 226H164V231H165V232L167 231L166 234L169 235V236H168V235L165 236V237H166V240H167V241H169V240L171 241V242H168V243H172L174 246H176V250L179 248L178 246H180V248H181V246H182V244H180V240H179L178 238H176V240H178L179 242L176 241L175 238H174L173 235H172V234H173V233H172V230L174 229V227H175V225H176V229H175L176 231L173 230L174 233H176V232L178 231L177 228L180 229V230H184V231L187 229V230H188V233L191 235L192 232H193V229H194V235L192 234V235H191L192 237H195L196 239H198V237H199V239H198L199 241H200V240L203 241V239H207V240L209 239L207 242H206V241H203V242L201 241V242L203 243V247H206V249L209 250V248L213 247V243L216 242V241H215V240H216V236H215V233H214V231H213V228H212V224H211V222H207V220L209 221V218L206 216L205 212H201V211H203V207H202V205H200L199 201H197V200H195V202H194V200H192V201H193V202H192L191 200H188V201H187V198H186V197H185V199H184V198H183L184 192H183V190H180V191H182L181 193L183 194V195H182V194L179 192L180 195H181V197H182V199H184V200L187 201L188 203L190 202V203L193 204L192 207H190V208H192V209H194V210L191 209L192 211H189V212H191V213H190L191 216L188 215V217H187L186 214H189V212H187L188 210L185 211V209H187V208H186L187 205H185L186 207L184 206V204H185V202H183L184 200L181 199V202H179V203H181V204L179 205L178 202H177V204H178V205H177V204H174V203H176V202H174V199H173L174 197L172 198V196H175V200L177 199V198H176V195H178V192H176V191H177V189H180V188H181L180 185H179L178 183H179V179H180V177H182L181 175H182V173H183V172L180 173V172L182 171L181 169H183V168H181V169H178V168H177V169H178V170H177V169H175V168H176L175 166H177V167H179V166L183 167V166H182L183 164H182V165H181L180 163H179L180 165H179V164H174L173 167L171 166V168H170V165H171V164H170V165H168V166H169V169H168V166L165 165L164 163H161V165L159 164L161 167H162V164H164L165 169L163 168V170H165V171L161 170L160 168H159V169H156V168H158ZM71 165H72V166H71ZM89 165H90V164H89ZM133 165H134V166H133ZM178 165H179V166H178ZM78 166H79V167H78ZM155 166H156V167H155ZM45 167H46V169H50V167L48 168V166H45V165H44V166L42 167L43 170H45V169H44ZM69 167H70V169H69ZM82 167H83V168H82ZM86 167H87V166H86ZM149 167H148V168H149ZM166 167H167V168H166ZM51 168H52V167H51ZM78 168H79L80 170H79ZM81 168H82V169H81ZM179 168H180V167H179ZM53 169H54V168H53ZM88 169L92 171V169H91L90 167H88ZM116 169H118V168L116 167ZM127 169H126V170H127ZM155 169H156V170H155ZM173 169H174L175 171H177V172H176L177 174H175V173L173 172V171H174ZM78 170H79V171H78ZM82 170H83V171H82ZM89 170H88V171H89ZM118 170H119V169H118ZM118 170H116V172H115V171H114V172L117 173V172H119ZM136 170H135V171H136ZM179 170H181V171H179ZM41 171H42V170H41ZM56 171H57V170H56ZM56 171H54V170L52 171V169H51L50 171H49V170H45V171H42V172H46V175L49 174V178H48V176H46V177H47L49 180L52 179V180L54 181L53 183H55V181H56V183H55V184H56V187H57V185H58V183H59L58 186H59V189H60V190L57 189V190H58L57 193H58L59 191H61V190H62V192H59V193H60V194L62 193V195H63V193L65 194L64 191H66V193L69 192L68 194H71L72 196L69 195L68 198L74 197V195H73L74 192H73V191H75V195L80 193V192H77V193H76V190H77V191H80V190H78V189H80V188H77V184H78V182H76V181H72L73 179L70 180L71 178H69V177H70V173H69V172H68V173H69L68 180H69V181H72V182L75 183V185H76L75 188H76V189H73V188H72V190H71L72 185H73V187H74L75 185H74L73 183H70V184H69V182L66 183L67 180L65 181V183L63 182L64 180H63V181L61 180V181H62V184H61L60 179H61L62 176H60L58 173H57V175H59V176L51 175V174L49 173V172L54 173V172H56ZM81 171H82V172H81ZM151 171H152V172H151ZM158 171H160V172H164L163 174H166V175H164V176H167V177H165V180H164V178H162L163 176L161 177L160 175H158V174L156 173V172H158ZM86 172H87V173H86ZM114 172H113V173H114ZM147 172H148L149 174H148ZM204 172H205V171H203L202 173L205 175L206 173H204ZM85 173H86V174H85ZM119 173H120V172H119ZM119 173H118V174H113V175H112V173H111V175H112V177H113L114 175H117V176H118V179H119ZM145 173H147V174L145 175ZM150 173H151V174H150ZM158 173H159V172H158ZM167 173H168V174H167ZM54 174H55V173H54ZM78 174H77V176H79ZM154 174H155V175H154ZM159 174H160V173H159ZM171 174H172V175L174 174L175 176H177V178H178V182H176L177 180H175V183L173 184V182H174L173 179H177V178H174L175 176H172L173 178L171 179V178L169 177V175L171 176ZM88 175H90V176H88ZM111 175H110L109 177H111ZM147 175H148V176H147ZM149 175H150V177L152 176V179H153L154 182H153L152 180H146V179H149V178H150ZM156 175L159 176L161 179H163V180L166 182V186H167V185H171V184H172L171 186L174 185V188H175L174 190H176V191H174V192H176L177 194H176V195L172 194V193H174V192H173V189H172L173 187L170 188V186H169V187H168V186L166 187L165 185H163L165 182H163V181H162L163 183L160 182V178H159V180H158V177H156ZM183 175H184V174H183ZM185 175L188 176L189 174H188V175L185 174ZM185 175H184V176H185ZM51 176H52L53 178H50ZM72 176H73V175L71 174V177H72ZM77 176H76V177H77ZM144 176H143V177H144ZM186 176H185V177H186ZM58 177H60V179H59ZM73 177H74V176H73ZM73 177H72V178H73ZM88 177H89L91 180H89ZM114 177L117 178L116 176H114ZM148 177H149V178H148ZM188 177H189V180H190V179L192 180V178H193L194 176L189 175ZM190 177H192V178H190ZM56 178H57V179H56ZM62 178H63V177H62ZM66 178H67V177H66ZM79 178L77 177V179H79ZM87 178H88V179H87ZM169 178H170V179H169ZM64 179H65V178H64ZM85 179H86V180H85ZM142 179H143V180H142ZM150 179H151V178H150ZM195 179H196V178L194 177L193 180H195ZM52 180H51V182H50L51 184H52ZM74 180H75V178H74ZM88 180H89V181H88ZM114 180L116 181L117 179H114V178H113V181H114ZM167 180H168V182H170L169 184H167V183H168ZM170 180L173 181V182H171ZM203 180H204V179H203ZM203 180H202V181H203ZM79 181H80V180H79ZM83 181H82V182H83ZM117 181H118V180H117ZM148 181H149V183H147ZM196 181H198V179H196ZM202 181H199V182H201L202 185L205 184V183L202 182ZM84 182H83V183H84ZM155 182H156V184H155ZM157 182H158V183H157ZM76 183H77V184H76ZM151 183H150V184H151ZM159 183H160V184H159ZM176 183H177V184H176ZM65 184H66V185H65ZM67 184L71 185V187H70V186H68V187H70V190H71V192H73V193H70V190L67 191L69 188H68V189H65V187H67ZM199 184H200V183H198V185H199ZM61 185H62L63 187H62ZM64 185H65V187H64ZM113 185L115 186V182L113 183ZM113 185L111 184V186H113ZM153 185H154V187H153ZM156 185H157V186H156ZM176 185H177V188H176ZM178 185H179V187H178ZM202 185L200 184V186H198V187L200 188ZM205 186L207 187L208 184H207V185L205 184ZM158 187H159V188H158ZM63 188H64V189H63ZM115 188H116V187L113 188V189L115 190L114 192H116V189H117V188H116V189H115ZM160 188H161L162 190L168 188L169 191H170V189H172V193L170 192V193H171V194H170L169 192H167V189H166L165 191H161V190H160V191H161V194L159 195V192H158V191H159ZM201 188L203 189V188H205V187L202 186ZM209 188H210V187H209ZM209 188L207 187V190H208ZM55 189H56V188H55ZM181 189H182V188H181ZM221 189H222V188H221ZM221 189L218 188V190L216 189V191H219V190L221 191ZM207 190H206V189H203V191H202V190H200V191H202V193L204 192L203 195L205 196V193H206ZM224 190H226V189H224ZM224 190H223V191H224ZM110 191H112V190L109 189V193H110V195H111V196H114V197L117 196V197H116L117 199L121 197L120 195H123L122 197L125 196V197L123 198V199H125V200H123L122 198H120L121 200L118 199L119 202H116L117 200L115 201L116 203L114 202V207H112V209H113V212H116V213H113V215H116V214H117L115 218H114V216L112 215L110 209L107 210L108 208L106 209V207H104V205H103L102 203H101V204H102V206L105 208V211H104L103 209H101V208H103V207L101 206V204H100V205L98 204V203H100V202L97 201V202H98V203H97V202L94 201L95 198H94V196H93L92 194H91L92 196H90L89 193H87L88 195L85 194L86 197H87V196L89 197V198L87 197L88 199H86V200L88 201L89 204H91V203L93 204L92 201H94V204H95V205H99V206H101L100 208H98L99 206H97V208H96V206H95L94 204L91 205V207H92V206H95V207H93V208H96L97 210H98V209L100 210V213H98V211H97L96 209L93 210V211H97V213H98L100 216L102 215L101 213L103 212V213H104V217H105L106 212H107V211H110V212H109L110 214H108V215L106 214V216H107V217H105V218H106V221H107L108 223H111V222H112V223H115V224H112V223H111V224L113 225V226H112V227H113V230H115L116 228H118V231H117V232H118V233H121V232H122V233L124 234V235H123V234H122V235L120 234V236H121L122 244H123V242L125 243V244H123V246L125 247V245H126V246H127L126 249H127V248L129 249V247H130V250H129L130 252L127 251L128 254L131 253V251H132V252H135V253H133V254H129V255H131V256L133 255L132 257H135L136 255L139 254L138 257H139L140 259L136 256V257L139 259V261L142 260V261H144V263H143L142 261H140L141 263H143V264H148V258H149V256H147V255L150 254V252L152 251L151 249L158 248L157 246L160 245L159 241H158L157 239H155L156 236H155L154 233L152 234V237H153V238H152V237H149V236H151V233L153 232V231H152L151 233H149L150 230H152V228H151L152 225L150 224L151 222L148 223V222H147L148 219H147V218L145 219V217L142 216V214L140 213V211H139V214H141L140 216H142L143 218L140 217V216H139V218H138V216H136L137 213H138V211H135V210H134L135 212L132 211V210H133V204L131 205L132 210L130 209L131 207H129V206H130L129 202L131 203V200L128 202V200H127V198H126V196H127L126 194H124V193L119 194V193H121L120 191H119V192H116V193L114 194L113 192H110ZM209 191H214L213 193H215V194L217 193L215 190H211V189H209ZM209 191H208L209 194L206 193V194L209 195V197H208V196H205L206 198H207V197L210 198V196H211V198H212V194H213V193L211 192L212 194H210ZM223 191H221V192H223ZM226 191H228V190H226ZM226 191H225V193H226ZM13 192H14V193H15V192H18V194L20 193L19 191H15V190H14ZM13 192H12V193H13ZM156 192H157L158 194H157ZM221 192H220V194H221ZM57 193H56V194H57ZM150 193H152V192H150ZM164 193L162 194V196H164ZM60 194H58L57 196L59 197ZM215 194H214V195H215ZM218 194H219V192H218ZM218 194H216V197H214L215 200H216V201L218 200L217 202H222V201L224 200L223 202L227 203V200L224 199V196H223V195L220 196V195H218ZM222 194H224V193H222ZM10 195H11V196H16L15 198L13 197L14 199L10 196V197L12 198V200H14L13 202H16L17 198H18V200H19V198H20V199L22 198V197H21V196H22L21 193H20V195H14V194H10ZM66 195H67V194H66ZM79 195H80V194H79ZM79 195H78V196H79ZM83 195H84V194H81L80 196H82L83 198H86V197L83 196ZM151 195L154 197L153 194H151ZM214 195H213V196H214ZM217 195L220 196V199H216V198H219ZM18 196H19V197H18ZM57 196H56V197H57ZM61 197H62V196H61ZM64 197H65V195H64ZM127 197H128V196H127ZM155 197H154V198H155ZM181 197L179 196L178 199L181 198ZM222 197H223V199L221 200ZM66 198H67V197H66ZM91 198H93L94 200L91 199ZM128 198H130V197H128ZM159 198H158V199H159ZM211 198H210V199H211ZM214 198L211 199V201H210V199H206V200H207L209 203H213ZM56 199H57V202H58V200H60V199H58V198H56ZM91 200H92V201H91ZM220 200H221V201H220ZM19 201H20V200H19ZM19 201H18V202H19ZM30 201H31V202H29L28 208H24L23 206H21L24 210L26 209V212H24L22 208H20V209H21L20 211L23 212V216L26 215V216L28 217V216L31 215V213H33V212H35L36 210L39 209L38 211H39V213H40L41 216L37 214V216L40 217V220H39V218H38V221H36V222H37V223H38V222H41V224L38 223L40 226L35 225V224H37V223H35L34 220H37V219H34V220H33V223H31L32 221H31V222L29 221V222H30V225H29V226H34V225H35L33 228L36 227V228H35L36 230L34 229V232L31 233V231H32L33 228H32V227H31V228L29 227V228L31 229V231H30V229L27 227L28 224H29V222L26 224L27 226L24 227V226L22 225V224H24V223H21V224L19 223V222H22V221L20 220V218H16L17 221L14 220V218L16 217V215L14 216L13 214H15V213H11V214H9V212H13L14 210L12 211L10 208L7 209L6 206H5V208H4L5 210H4V209H3L4 206H3V207L0 206V207L2 208V211L4 212V214H2V215H4L3 217H5V215H6V217H5L6 219H9V221H10V219H11V223L13 224V225L11 224V225H12L11 227H14V228H15V226L17 225L16 228H15V230H13V229L11 228V229H12L11 231H13V232H10L9 236H10V237H13V236H14V237H17V236L19 235V237H20V238L18 237V238H17L18 240H15V241H13V239H14V237H13V239L10 241V237L8 238V235H5L4 233H1V234H2V235L0 234V236H2V237H0V240H1V241H2V240H3L4 242H8V241H9V242H8L9 244H10V242L13 241V243L16 242L15 244H17V243L20 244L22 240H23L22 243H24V239H26L27 235L30 237L29 240H31V241L34 239V237H35V239H36V234H37V233L40 234V232L42 231V230L40 231L39 228L43 229V231H44V230L46 231L45 226H44V222H43V221L46 220V216H47V219L50 218L49 214H46L43 210H42L43 212H41L40 210H41L42 208H41V209H40V208L35 209V208L41 206L39 200H35V201H36L35 203H34V201L32 202V200H30ZM120 201H121V202H120ZM124 201H126V202H124ZM169 201H170V202H169ZM176 201H180V200H176ZM37 202H39V203H37ZM172 202H173V203H172ZM182 202H183V203H182ZM214 202H215V201H214ZM36 203H37L38 205H37ZM118 203H119V204H118ZM166 203L169 204V208H170V209L168 208V205H166ZM190 203H189L188 205H191ZM195 203H197V205H198L197 207H196ZM231 203L234 204V203H236V201H235V202H231ZM32 204H33V205H32ZM116 204H117V205H116ZM173 204H174V205H177L178 208L175 207V206H173ZM186 204H187V203H186ZM36 205H37V206H36ZM115 205H116L117 207H116ZM123 205H124V206L126 205V206L124 207ZM182 205H183V206H182ZM32 206H33V207H32ZM34 206H35V208H34ZM112 206H113V205H112ZM120 206H122V207H120ZM171 206H172L173 208H172ZM235 206H236V205H235ZM91 207L88 208V209H90V211H92V208H91ZM118 207H119V208H118ZM181 207H185V209H182V210H181ZM188 207H189V206H188ZM198 207H199V208H198ZM1 208H0V212L3 213V212L1 211ZM30 208H31V210H33V211H31V213L29 212V211H30V210H29ZM115 208H117V209H115ZM122 208H123V209H122ZM124 208H127V209H124ZM134 208H135V207H134ZM163 208H166V211H167V208H168V212H170L171 214L173 213L174 215H176V217L178 216V217H179V218H178V221H179V222L177 221V219H176V220L174 219V221H172L173 218H176V217H173L174 215H173V216H172V215L170 216L169 213H168V212H165V210H164ZM176 208H177L178 210H177V211H174L173 209H176ZM179 208H180V211H185L186 214H183V212H182L181 214H179V212H180V211H179ZM197 208H198L199 210H197ZM12 209H14V208H12ZM34 209H35V210H34ZM114 209H115V210H114ZM119 209H120V210H119ZM135 209H136V208H135ZM171 209H172L174 212H173ZM8 210H9V211H8ZM86 210H87V209H86ZM101 210H102V211H101ZM106 210H107V211H106ZM117 210H118V211H117ZM129 210H130V211H129ZM169 210H171L172 212L169 211ZM18 211H19V210H18ZM18 211H17V212H18ZM87 211H88V210H87ZM87 211H85L84 216L86 215ZM90 211H88L87 216H85L86 219L89 217V221H88V222H90V221L92 222V220L94 221V219L99 218V215H97L95 212L93 213V211H92V212H90ZM131 211H132V212H131ZM178 211H179V212H178ZM193 211H194V212H193ZM7 212H8V214H7ZM89 212H90V213H93V214H95V215L90 214ZM126 212H127V214H126ZM133 212H134V213H133ZM160 212H161V211H160ZM185 212H184V213H185ZM25 213H26V214H25ZM29 213H30V214H29ZM36 213H37V212H36ZM43 213H44V214H43ZM119 213H120L121 215H120ZM161 213H162V212H161ZM164 213H162V214H160V215H163ZM177 213H178L179 215H177ZM195 213H196V214L198 213L197 216H196ZM200 213H203V215L201 214V215H202V216H201ZM21 214H22V213H21ZM27 214H28V215H27ZM45 214H46V216H44ZM88 214H89L90 216H89ZM118 214H119V215H118ZM125 214H126V215H125ZM129 214H130V215H129ZM133 214H134V215H133ZM166 214H167V215H166ZM109 215H110V218L113 216V217H112L113 219L111 218L112 221L110 220L111 222H110L109 220H107V218L110 219V218H109ZM124 215H125V217H124ZM180 215H184V216H186L187 218H185L184 216H182V217H184L185 219H184V218H180V217H181ZM194 215H195L196 217H194ZM48 216H49V217H48ZM94 216H96L97 218H95ZM128 216H129V217H128ZM165 216H166V217H165ZM192 216H193L194 218H193ZM41 217H43V220L41 219ZM91 217H92V218H91ZM104 217H103V215H102V217H100V219L105 220V219H103ZM170 217H171L172 220H170ZM200 217H202V218H200ZM135 218H136V219H135ZM188 218H189V219H188ZM90 219H91V220H90ZM100 219L94 221L95 223L98 221L96 225H99V224H101V223H103V222H106V221H102V220H101V222H100V221H99ZM119 219H120V220H119ZM121 219H123V220H121ZM138 219H143V221H144V219H145V221H144L145 223H144L142 220H140V223H141V224L138 223V222H139ZM181 219H182V220H181ZM199 219H200V220H199ZM12 220H13V222H12ZM41 220H42V221H41ZM87 220H88V219H87ZM124 220H125V221H124ZM131 220H132V221H131ZM137 220H138V221H137ZM146 220H147V221H146ZM201 220H203V222H202ZM205 220H206V221H205ZM113 221H114V222H113ZM120 221H121V222H120ZM129 221H130V222H129ZM170 221H172V222H170ZM175 221L177 222V224H176ZM181 221H182V222H184V221L186 222V221H187L186 223L189 224V225H191V228H190L189 225H187L188 228H187L186 226H183V225L185 224V222H184V223H181ZM14 222H18L19 224H18V223H15V226H14ZM25 222H26V221H25ZM42 222H43V223H42ZM91 222H90V223H91ZM124 222H126L127 224L124 223ZM133 222H134V225L132 224ZM142 222H143V223H142ZM173 222H175V224H173V226H171V225H172L171 223H173ZM191 222H192V224H191ZM195 222H197V223H199V224H197V223H195ZM206 222L209 223V224H205ZM108 223H107V225H108ZM31 224H32V225H31ZM54 224L57 225V223H55V222H54ZM71 224H72V223H71ZM92 224H93V222H92ZM131 224H132V225H131ZM195 224H196V225H195ZM19 225H21V228L19 227ZM42 225H43V226H42ZM56 225H53V227L51 228L52 231H51V230H50V231L47 230L48 232H50V233L53 234L51 237L55 236V234L57 235V232H56V231H55L56 233H54V230H56V228H57ZM72 225H73V224H72ZM93 225H94V224H93ZM109 225H110V224H109ZM109 225H108V227H109ZM119 225L121 226V230H119V228H120ZM135 225H136V226H135ZM194 225H195L196 227H195ZM249 225H250V226H249ZM249 225H248V226H249L250 228L247 229V231H250V229L253 228V226H252L251 224H249ZM41 226H42V227H41ZM54 226H55V228H54ZM70 226H71V225H70ZM116 226H119V227H116ZM251 226H252V227H251ZM18 227H19V228H18ZM23 227H24V228H27V229L30 231V233H31L32 235H35V236H34V237H33V236H30V234L28 233L29 231H28L27 229H23ZM37 227H38V229H37ZM110 227H111V226H110ZM115 227H116V228H115ZM122 227H123V228H122ZM134 227H135V228H134ZM141 227H143V228H141ZM147 227H148V228L150 227L151 229L149 228V230L147 231V229H148ZM165 227H166V228H165ZM182 227H183V228H182ZM184 227H186V228H184ZM192 227H193V228H192ZM209 227H210V228H209ZM69 228H71V229H69L68 232L71 233L72 231H74V229H73L72 226L69 227ZM74 228H75V226H74ZM114 228H115V229H114ZM129 228H130V230H129ZM131 228H132V229H131ZM133 228H134V229H133ZM140 228H141V229H140ZM198 228H199V230H200V232H201V233L199 234V236H197V235H198L197 233H199ZM202 228H203V229H202ZM17 229H19V231H23V232H24L25 230H27L28 232L26 231L27 233H26V232L24 233V234H27L26 237H25V235L23 234V232H19V231H17ZM53 229H54V230H53ZM111 229H112V228H111ZM139 229H140V230H142V229L145 230V229H146V230L144 231V234H141L142 232H140V233L137 232V231H140ZM201 229L204 230V232H203ZM209 229H210V230H209ZM37 230H38V232H37ZM70 230H72V231H70ZM75 230H76V229H75ZM143 230H142V231H143ZM187 230H186V231H187ZM190 230H191V231H190ZM195 230H197L198 232H197V231L195 232ZM14 231H16V232H15L16 234L13 235ZM47 231H46V232H47ZM115 231H116V230H115ZM119 231H120V232H119ZM123 231H124V232H123ZM146 231H147V232H146ZM17 232H18L19 234H18ZM76 232H77V231H76ZM11 233H12V235H11ZM70 233H69V234H70ZM73 233L76 235L75 231H74ZM73 233H72V234H73ZM131 233H132V234H131ZM135 233H137V235L141 234V236L139 235V237H138V239L140 238V240L137 239V236H136ZM138 233H139V234H138ZM145 233L147 234V236L149 235L148 237H149V238H152V240L154 239V241H158V242H155V243L157 244V246H156V244H155V246H153V248L150 247V246H149V247H150L151 249L147 248L148 245H147V246L145 245V241H146V240H143V239H144L143 237H144ZM163 233H164V232H163ZM170 233H172L171 236H170ZM211 233H213V234H214L213 236H215V237H212V234H211ZM22 234H23L24 236H22ZM72 234H71V235H72ZM196 234H197V235H196ZM201 234H202V237H201ZM210 234H211V235H210ZM15 235H16V236H15ZM37 235H38V234H37ZM75 235H74V237H75ZM142 235H143V237H142ZM164 235H165V233H164ZM3 236H4V237H3ZM5 236H6V237H5ZM48 236L50 237L49 233L47 234V237H48ZM72 236H73V235H72ZM77 236H78V232H77ZM120 236H119V237H120ZM147 236L145 235V239H148ZM167 236H168V238H167ZM196 236H197V237H196ZM31 237H33V238H31ZM37 237L39 238V235H38ZM51 237H50V238H47V240H48V239H51ZM55 237H57V236H55ZM83 237H84V236H83ZM86 237L88 238V236H86ZM86 237H84V239H86ZM125 237H126V241H124V240H125V239H124ZM170 237H171V239H170ZM172 237H173V238H172ZM176 237H178V236L176 235ZM200 237H201V239H200ZM211 237H212L213 240L211 239ZM4 238H5V240H4ZM38 238H37L36 240H33V241H35V242H34V243H35L34 245L31 246L30 244H32V243L29 244V242H31V241H29V242H28L29 245H28V246H25V247L23 248L25 251L22 250L23 253L21 254V256H22V255L24 256V254H26V255H25L26 257L24 256L23 258H21V256H20V257L18 258L19 261L17 260L16 257H9V259H10V260H8V261H9V264H19V263L22 264L23 261H24L25 264H29V263H31V264H36V263H38L37 260H36L35 258H33V257H34L33 254L35 253V249H36V248L38 247V245H39V240H38ZM141 238H143L142 240L144 241V243H143V241L140 242V241H141ZM214 238H215V240H214ZM27 239H28V237H27ZM27 239H26V240H27ZM128 239H129V241H128ZM168 239H169V240H168ZM172 239H173V240H172ZM210 239H211V240H210ZM26 240H25V241H26ZM37 240H38V242H37ZM52 240H54V239H51V240H50V241H51V244H50V241H49V240H48L49 243L47 242L48 250L51 252L50 255H51V254H52L51 256L54 255L52 259H54V257H55L56 260H57L59 263L62 262V263H64V264H68V263H69V262H67L68 260L66 259V257H64V256H65V255H63L64 253L61 254V252H60L61 250H60V249H58V250H54V249H53L54 247L51 248L52 244L56 241V240H55L54 242H52ZM87 240H88V239H87ZM89 240H90V239H89ZM89 240H88V241H89ZM119 240H120V238H119ZM174 240H175V242H174ZM19 241H20V243H19ZM33 241H32V242H33ZM84 241H86V240H84ZM135 241H136L138 244H136ZM138 241H139V242H138ZM209 241H212V242H211L212 246H211L210 244H209L210 246L207 245V244L209 243ZM89 242H91V240H90ZM89 242L86 241V243H88V244H89ZM129 242H130V243H129ZM176 242H177V244H174V243H176ZM201 242H200V243H201ZM132 243H133V246H132ZM158 243H159V244H158ZM202 243H201V244H202ZM204 243L206 244V246H205ZM217 243H219L218 247H220V246H221V242L218 240V242H216L215 244H217ZM11 244H12V243H11ZM15 244H13V245H15ZM48 244L51 245V246H49ZM54 244L56 245V246H55V249H56V247H57V248L59 247V246H57V243H56V242H55ZM54 244H53V245H54ZM119 244H121L120 241H119ZM134 244H135V245H134ZM140 244H141V246H140ZM172 244H171V245H172ZM35 245H37V246H35ZM224 245H226V244H224ZM29 246H30V248H29V251L27 252L28 249H27L26 247H29ZM34 246H35L36 248H34ZM143 246H145V247L143 248ZM207 246H209V248H207ZM214 246H215V245H214ZM231 246H233V245H231ZM231 246H230V245H226V246H224V247H227V248H228L227 250L229 251V250H231V249H233V248L235 247V246H234V247L231 248ZM98 247H99V248H98ZM98 247H97V248L99 249V251H102L103 254H108V253H107V252H108V248H107V247H106V248H103L104 245H102V247H101V244L98 245ZM154 247H155V248H154ZM159 247H160V248H158V249H160V250H159L158 254H159L160 252L163 251L162 248H161V245H160ZM171 247H172V246H171ZM177 247H178V248H177ZM215 247L217 248V252L220 251L219 254H220L221 251H222V250H220V249H223V248H224L223 245L221 246V247H223V248H218L217 245H216ZM229 247H230L231 249H230ZM25 248H26V249H25ZM97 248H96V250H98ZM100 248H103V250H100ZM172 248H173V247H172ZM172 248H171V250H172ZM180 248H179V249H180ZM31 249H32V251H33L34 253H32ZM131 249H132V250H131ZM140 249H141V250H140ZM174 249H175V248H173V250H174ZM179 249L177 250V251H178L177 253H176V251L174 250V253H176V254H172V253H171V254H172V256H174V257H175V255H176L175 258L178 259V257H179V258H180L179 261L181 260V261H183V262H182V263H181V262L179 263L178 260H177L178 262H177V261H174V260H171V261H173L172 263H176V262H177L178 264H183V263H184V264H189V260H190V259L188 260V259L186 258V257L189 256V254L186 256V255H184V253L186 254L187 252H184V253H183V252H182L183 248H181L182 250H180V251H181V252H180ZM214 249H215V248H213L212 250H214ZM218 249H219V250H218ZM36 250H37V249H36ZM59 250H60V251H59ZM104 250H105L106 252H105ZM119 250H121V249L118 248V250H117V253H118V254H119ZM133 250H135V251H133ZM143 250H144V251H143ZM150 250H151V251H150ZM155 250H156V249H155ZM155 250H154V252H153V251H152V252L155 253ZM173 250H172V252H173ZM212 250H211V252H212V254H213V251H212ZM223 250H224V249H223ZM227 250L225 249L224 251L228 252ZM30 251H31V252H30ZM54 251H55V254H53ZM58 251H59L60 253H59ZM99 251H98V252H99ZM157 251H158V250H156V253H157ZM209 251H210V250H209ZM224 251H222V252H224ZM231 251H232V250H231ZM24 252H25V253H24ZM26 252H27V253H29V252L32 253L31 256H30V253H29V255H28ZM138 252H139V253H138ZM146 252H147V253H146ZM152 252H151V253H152ZM214 252L216 253V249H215ZM99 253H101V252H99ZM115 253H116V250H114V252H113L112 255H111V257H113L112 259L115 258L114 262H118V259H119V262H118V263H121L120 260H121L123 257L121 258L120 256L123 254V252L120 251V254H121V255L119 254V257H117L118 254L116 255ZM136 253H137V254H136ZM163 253H165V252H163ZM182 253H183V254H182ZM224 253H225V252H224ZM59 254H60V255H59ZM134 254H135V256H134ZM141 254H142V255H141ZM146 254H147V255H146ZM165 254H166V253H165ZM180 254H181V256H180ZM221 254H222V255H221ZM221 254H220L221 256H223V255L226 256V255H227V253H225L226 255L223 254V253H221ZM229 254H231V252L228 253V257H231ZM32 255H33V256H32ZM62 255H63V256H62ZM101 255H102V253H101ZM115 255H116V256H115ZM140 255L142 256L143 259H146L147 262H146L145 260H143V259L141 258ZM143 255H144V257H145V256H146V257L144 258ZM160 255H161V254H160ZM213 255H214V254H213ZM216 255H217V253L215 254V257H217ZM220 255H218V256H220ZM231 255H232V254H231ZM114 256H115V257H114ZM162 256L164 257L165 255H162ZM162 256H160V260H159V261H160V264H164L165 262L167 263V260L170 262V264H172L171 261H170V257H169V256H171L170 254H169L168 256H167V254H166L167 257L165 256V258H163V259L161 258ZM116 257H117V258H116ZM174 257H172V258H174ZM184 257H185V258H184ZM11 258H13V259L15 258V259H16V262H15V260L13 261V259H11ZM20 258H21V260H20ZM124 258H125V256H124ZM124 258H123V259H124ZM167 258H168V259H167ZM188 258H189V257H188ZM222 258H224V259L227 260V258H225V257H222ZM32 259H33V260L35 259L36 263H35V261L32 262ZM65 259H66V260H65ZM161 259H162L163 261H161ZM165 259H167V260L164 262ZM183 259H184V260H183ZM215 259H217V258H215ZM220 259H221V258H218L217 261H218V260H219V261L222 260V259H221V260H220ZM224 259L222 260V262H224ZM232 259H233V257H232ZM232 259L229 258V260H230V262H229V260H228L229 264H230V263L232 264V262H234V263L236 264V262H235L234 260L231 261ZM22 260H23V261H22ZM185 260H186V262H187V260H188V263H185V262H184ZM10 261H11V262H10ZM21 261H22V262H21ZM54 261H55V260H54ZM57 261H56V262H57ZM63 261H64V262H63ZM121 261L125 262V259H124V260H121ZM190 261H191V260H190ZM219 261H218V262H219ZM18 262H19V263H18ZM163 262H164V263H163ZM222 262H221V263L219 262V263L222 264ZM228 262L226 263V261H225L226 264H228ZM24 263H23V264H24ZM177 263H176V264H177ZM234 263H233V264H234ZM69 264H70V263H69ZM167 264H168V263H167ZM190 264H191V262H190ZM223 264H224V263H223Z\"/></svg>", "mask_w": 264, "mask_h": 264}, {"label": "water", "instance_id": "water-1", "mask_svg": "<svg viewBox=\"0 0 264 264\" xmlns=\"http://www.w3.org/2000/svg\"><path fill=\"white\" fill-rule=\"evenodd\" d=\"M237 9H238L240 12L245 13L246 10H247V4L239 5V6L237 7ZM249 18L252 19V18H253V15H250Z\"/></svg>", "mask_w": 264, "mask_h": 264}]
</instances>
